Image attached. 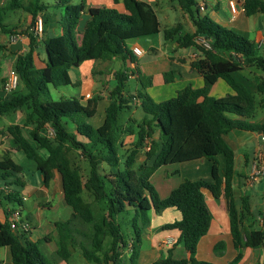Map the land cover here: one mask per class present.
<instances>
[{
	"label": "trees",
	"instance_id": "trees-1",
	"mask_svg": "<svg viewBox=\"0 0 264 264\" xmlns=\"http://www.w3.org/2000/svg\"><path fill=\"white\" fill-rule=\"evenodd\" d=\"M71 1L55 0L54 5H49L46 0H35L27 8L24 0H9L5 4L0 0V33L4 35H16V29L6 24L9 12L28 11L33 28L37 16L51 6L65 10L64 33L42 40L47 57L44 66L37 68L35 64L39 40L34 32L30 34L28 51L18 54L14 62L19 90L10 97L0 96V116L24 113L22 125H10L0 131V136L10 138L17 151L35 162L46 188L54 172L62 178L64 201L73 213L67 221L56 223V236L42 241L56 242L55 259L68 262L79 249L90 264H126L124 254L129 251L130 264H137L150 211L162 213L176 208L182 219L164 228L180 232L179 242L184 244L189 258L177 260L169 254L153 264H210L196 260L199 242L211 224L205 200L207 191L217 199L223 195L228 203L231 233L239 252L230 264L241 261L244 247L256 250L264 246L263 230L244 227L251 206L247 198L242 199V205L236 200L235 152L225 142V136L233 131H264V124L251 122L258 108L264 107V100H257L258 95H264V79L257 81L256 92L237 79V75L249 69L264 72V55L258 45L209 15H203L199 0H174L189 16L195 32L184 33V27L178 24L165 29L164 38L166 41L177 39L180 48L192 49L198 54L196 60H191V68L203 77L204 87L187 86L175 97L156 102L147 91L153 86V77L142 74L137 66L138 58L127 45L129 41L151 38L161 32V22L153 6L141 0H113L115 6L123 5V11L117 7H91L90 20L79 42L76 30L86 5L85 1L80 4ZM244 10L249 17L264 14V0H245ZM42 20L47 25L45 16ZM199 37L210 42L211 50L197 44ZM5 48L0 44V50ZM116 59L130 61L133 69L114 73L115 85L109 92L101 126L95 127L89 122L98 113L100 97L89 99L87 104L77 98L51 99V86L55 89L78 86L70 70L86 62ZM131 77L139 84L133 94L127 84ZM164 79L167 84L174 82V72L165 74ZM220 79L234 94L221 98L210 95ZM137 102L145 118L142 122L131 118L127 126H121L122 111L135 107ZM124 136L135 137L130 149H124ZM75 152L87 164V173L74 162ZM140 153L146 156L147 162L137 167ZM221 155L226 158L224 174L219 161ZM153 158L155 162L150 166L148 163ZM202 159L212 164L211 181L185 180L167 198L159 196L151 183L159 168ZM23 174L24 168L6 152L0 159V180L6 182L0 190L1 205L22 206L24 200L13 186H24L20 177ZM11 178L15 181L7 182ZM85 191L92 201L85 199ZM42 242L22 240L11 230L9 222L0 218V248L10 249L13 264H57L41 250Z\"/></svg>",
	"mask_w": 264,
	"mask_h": 264
},
{
	"label": "crops",
	"instance_id": "crops-1",
	"mask_svg": "<svg viewBox=\"0 0 264 264\" xmlns=\"http://www.w3.org/2000/svg\"><path fill=\"white\" fill-rule=\"evenodd\" d=\"M1 1L3 2V0ZM8 1L9 0H4L3 3H7ZM141 1L153 6L156 0ZM34 2L35 0H24V6L31 8V5ZM231 2H234L235 11H233L231 8ZM244 2L245 0H199V5L200 7H203V15H209L224 27L236 31L256 44L263 42V47L261 48L260 52L264 55V14H255L250 17L247 16L244 10ZM85 5L86 10L76 30V36L79 42L81 41L83 31L90 20L88 11L91 7L103 9H113L117 7L115 6L113 0H91L85 2ZM56 8H58L57 10L59 13H51V10L49 9L45 13H40V15L37 16V20L39 18L42 19V16H45L46 19L48 16L53 18L51 21L48 20L47 28L45 30L46 36H44V38L42 36L40 40L57 37L64 33L65 28L63 26V14L65 13V10L64 8H60L58 6ZM117 9L120 12L123 11V5L120 4ZM162 11L163 10H160L161 14ZM26 12L25 13L28 15L24 17V20L19 18L16 21L14 18L17 14L14 13L15 16L11 17L12 20H10L8 23L10 28L16 29V35L13 36H17L19 38L17 42H12L13 37L10 35H4L0 33V44L8 46V50H5L6 48L4 50H0V55H6L9 53L13 59H16L18 54H24L28 51L30 46V34H34V27L37 21L33 28H31L33 18L28 11ZM183 14L185 23L190 29V31H187L184 27V32L194 33L195 27L192 21L188 15H186L184 12ZM157 15L160 20L159 13H157ZM163 17L168 20L170 15L169 13H164ZM164 30L165 29H162L161 26V32L158 34L159 37L164 38ZM176 40L166 41L164 38V44L162 43V45L165 46L166 52L165 54L160 55V58L158 59L160 60V64L162 62L167 64L170 63V68L176 69L173 71L174 82L167 84L164 79V74H162L161 70L160 72H157L156 75L154 74V70L146 75L153 77V86L147 91L156 102H163L175 97L178 91L186 88L187 86H192L194 89H200L204 87L203 77L196 70L191 68L190 56L194 53V50L191 49L190 54H183V52H180L179 54L181 48L179 47ZM41 42L42 41L39 42L38 49L41 45ZM135 45L141 46L138 41L133 44V47ZM38 49V55L35 64L37 68H42L46 59H44L43 56L38 53ZM151 50L155 51L156 48L151 46ZM16 51L18 54L15 53ZM175 53L176 55L172 56ZM169 54L171 55L169 56ZM98 63V61L86 62L80 67L75 68L77 79L76 81L73 80L74 83H78V86H82L83 88L80 99L83 104H87L88 102L86 98L87 95L98 93L101 98V101L99 102L98 113L95 118L90 120L95 121L94 119L98 118V116L101 117V123L98 126L94 125L95 127H99L104 123L105 109L109 104V99H106V102H104V99L102 98H108L106 92L102 93V91L99 90V86L97 87L89 82H86L90 80L89 77H91L93 74L95 65ZM89 73L90 76H88ZM113 77L112 85L110 82L107 86H105V88L108 87L109 89V87H114L115 76ZM131 78L132 80L136 81L135 77ZM261 78L264 79L263 72L255 69H249L248 71L243 72V74L237 75V79L243 82L252 92L257 91V81H259ZM6 80V77L0 76V96L10 97L11 93L6 92L4 90V86L2 85L3 83L1 84V82H5ZM135 84V92H137L139 89V84L138 82ZM93 87L98 89L96 93L94 92V89H92ZM232 94H234V91L224 80L220 79L212 88L210 95L214 98H221ZM257 100L259 102L264 100V95H258ZM135 107H140V103L137 102ZM262 109H264V107ZM22 114L23 117L20 118L18 123L9 122V126L16 124L22 125L21 122L24 121V113ZM252 123L255 122L253 121ZM257 124H264V118H262L260 123ZM2 138L0 140V159L6 152L11 153L13 159L15 156H17V153H21L15 149V144L10 138L6 136H3ZM4 138H8V140L2 145ZM155 138L158 141L159 133L155 135ZM123 141L125 145L124 149L127 150L131 148L135 141V137L124 136ZM6 142H8L7 146ZM225 142L235 152L236 164L233 188L236 200L242 205V199L247 198L251 206L250 214L244 219V227L247 230L264 231V225L261 224L262 221L264 222V199L262 197L264 194V179H251V173L255 161L261 156L264 157V131H233L225 136ZM2 148H4V152H2ZM219 161L221 165V172L224 174L226 169V158L221 155L219 156ZM146 162V156L143 153L138 154L136 164L137 167L146 164ZM154 162L155 158L150 160L148 164L151 166L154 164ZM170 166L172 165L159 168L151 178L153 187L162 199L167 198L172 193V191L178 188L185 180H212V164L208 160L202 159L183 163L180 166L177 164L178 167H175L174 169H169ZM22 167L24 168V166ZM158 176H161L160 179H158L160 180L159 186L157 184ZM13 181H15V178H11L7 182L10 183ZM23 182L24 186L14 185L13 188L16 189V187H18L22 189L27 186L30 188L29 195H25L24 193L22 194V192L19 191L21 198H26L22 206L19 207V210H21L23 218L33 225V229L29 234H25L20 238L22 240H28L31 242H42L43 239L48 236H56V223L67 221L71 218L73 213L72 209L67 206L64 201L62 178L60 174L58 172L53 173V180L48 188H46L43 184V177L41 180H37V184L35 185L29 184L26 180H23ZM5 186L6 182L0 180V190H2ZM205 200L206 206L211 214V224L208 233L199 242L196 260L210 264H230L238 257L239 252L235 248L231 233V220L227 200L223 195L217 199L208 191L205 192ZM9 205L10 204H0V218L3 221L9 222L10 214L8 215V213H10L11 210H14V208H11ZM149 219L150 222L144 227L142 243L140 247L141 252L137 264H153L160 259L167 258L169 254H171L173 258L177 260L188 259L189 253L185 249L184 244L179 242L180 232L178 230H166L164 228L167 225H172L176 222H179L182 219L181 212L176 208H170L163 211L162 213H156L152 209L149 213ZM168 238L175 239L176 244L173 247H164L161 245L162 241ZM219 244H223V246L219 247ZM41 245L45 246V250L48 253L52 255L56 254L57 244L55 241L42 242ZM126 253L127 251H125L124 254L126 264H130V255L128 253L126 255ZM242 253L243 257L238 264H264V246L256 250L253 248L244 247ZM70 260L68 262H61V260L55 259L57 264H70ZM0 264H13L9 248H0Z\"/></svg>",
	"mask_w": 264,
	"mask_h": 264
},
{
	"label": "rangeland",
	"instance_id": "rangeland-1",
	"mask_svg": "<svg viewBox=\"0 0 264 264\" xmlns=\"http://www.w3.org/2000/svg\"><path fill=\"white\" fill-rule=\"evenodd\" d=\"M83 1L88 2L91 0H72V4H80ZM4 2V0H3ZM46 3L49 5H54L55 0H46ZM5 4V3H3ZM153 8L155 9V11L157 13H159L160 16V21H161V26L162 29H166V28H174L176 27L178 24H182L183 27L186 28L187 31H190V29L187 27L186 23H185V19H184V14L182 12V10L179 7V4L177 1L174 0H156ZM58 8L56 7H50L51 13H59V11L57 10ZM106 9V8H105ZM160 10L162 11V14L160 13ZM26 11L24 10H17V11H13V12H9L7 17H6V24L9 23L10 20H12L11 17H14V13H16L17 15L15 16V20L17 21L19 18L24 20V17L28 14L25 13ZM164 13H169L170 17L167 19H165L163 17ZM47 19L49 21L53 20V18L51 16H48ZM214 20V19H213ZM217 22V21H216ZM218 23V22H217ZM220 24V23H219ZM222 25V24H221ZM223 26V25H222ZM44 30H46L47 25L43 24ZM183 33V32H182ZM186 33V32H184ZM36 35V34H35ZM164 35V33H163ZM162 35V36H163ZM11 37H14L13 35H10ZM39 42L42 41L40 40L41 37L46 36L45 33L43 32L42 35H36ZM10 37V38H11ZM77 38V36H76ZM78 39V38H77ZM80 39V37H79ZM11 41V40H10ZM139 42V44H141L142 48L145 51V54L137 59V66L139 68V70L142 72V74L144 75H148L149 72L154 70V74L156 75L157 72H162V74H171V71L176 70L175 68H170V63H161L160 64V60H158L160 57V55L165 54V46L162 45V43L164 44V38L159 37L158 35L152 37V38H141V39H137V40H133V41H129L127 43L128 48L130 50H133V44L135 42ZM141 42V43H140ZM170 44V42H169ZM3 45V44H2ZM39 45V44H38ZM151 46H153L154 48H156L155 51L151 50ZM5 50H8V46H6ZM161 48V49H160ZM190 50L191 49H186V48H181L179 51L183 54H190ZM153 52V53H152ZM17 53V51L15 52ZM38 53L40 55L43 56L44 59H46V52H45V47L44 44L41 42V45L38 49ZM6 54V53H5ZM18 54V53H17ZM171 54H169L170 56ZM175 54H173L172 56H175ZM16 56V54H15ZM10 58V59H8ZM15 58L13 59L11 57V54L7 53L6 55L1 54L0 55V76L6 77L7 80L8 78L14 73V62H15ZM191 60V59H190ZM99 63L95 65V69L93 71V74L91 75L90 80L86 81L89 82L95 86H99V90L102 91V93L106 92V95H108V98L106 97H102L104 99V102H106V99H109V92L112 90V87H106L110 82L112 85V79L114 78V73L118 70H125V69H129L132 70L133 67L130 64V61L126 60V61H122L121 59H116L114 62H101L98 61ZM125 63V65H123ZM167 65V67H166ZM124 68V69H123ZM78 71V70H77ZM69 74L72 78V80L76 81L77 77H76V70L72 69L69 71ZM88 74V73H87ZM173 74V73H172ZM264 75V72H263ZM90 76V73L89 75ZM6 80V81H7ZM5 82H1V84L3 86H5ZM115 81V80H114ZM136 81L132 80V78L128 81V90L133 94L136 93L135 92V88H136ZM177 86V85H175ZM19 88V87H18ZM92 89H94V92L96 93V91L98 90L97 88L93 87ZM19 89H16L15 91H18ZM11 92L12 94L15 92ZM83 91L82 86H65V87H61L58 89H55L53 86L50 87V92H51V99L53 101H59L62 99H71V98H77V99H81V93ZM95 97H100L99 94H92L90 95V97H87V100L95 98ZM103 112V110H102ZM145 113L143 112V110L141 109V107H133L131 109H124L120 115V121L119 124L123 127L127 126L128 124V120L133 118L135 120H138L139 122H142L143 119L145 118ZM23 117V114L21 112H17L14 114H10L7 116H0V131H5L7 129V127L9 126V122H17L20 120V118ZM235 116H233L234 118ZM101 117L98 116V118L94 119L95 121H89L90 124L98 126L102 119H100ZM264 118V109L262 108H258V112L257 115L254 119H252V122L254 121L255 123H260L261 119ZM23 123V122H21ZM2 136H0V140H1ZM3 139V138H2ZM8 138H4V142L7 141ZM3 141V140H2ZM8 145V142H6V146ZM1 146V145H0ZM4 148H2V152ZM1 152V153H2ZM141 154V153H140ZM19 164H21L22 166H24V174L20 175V177L22 178V180H26L29 184H37V180H41L42 176L41 174L37 171V166L35 164V162L28 160L23 153H17V156H15L14 158ZM73 159L74 162L78 164L79 167H81L82 170H84L86 173L88 172V166L87 164L83 161V159L80 157V154H78V152H75L73 154ZM181 165V164H180ZM178 164V166H180ZM177 164L176 165H172L170 166L169 169H174L175 167H178ZM161 176H158L157 178V184L159 186V181L158 179H160ZM55 183V182H54ZM54 185V184H53ZM16 189L20 192H22V194L24 193L25 195H29L30 194V188L24 187V188H18L16 187ZM29 190V191H28ZM84 197L87 201H92L91 198L89 197V193L88 191H85L84 193ZM11 208L14 209H20L19 205L17 203H13L9 205ZM33 226V225H32ZM41 250L48 256V258L52 261H55V255H52L50 253H48L45 250V246L41 245ZM127 253L129 254V252L127 251ZM126 253V255H127ZM130 255V254H129ZM125 259V257H124ZM62 262V261H61ZM70 264H89L87 260L84 259V257L82 256L80 250L78 249L76 252H74L72 259L69 262Z\"/></svg>",
	"mask_w": 264,
	"mask_h": 264
},
{
	"label": "built area",
	"instance_id": "built-area-1",
	"mask_svg": "<svg viewBox=\"0 0 264 264\" xmlns=\"http://www.w3.org/2000/svg\"><path fill=\"white\" fill-rule=\"evenodd\" d=\"M231 8L233 9V11H235L234 2H231ZM201 10H203L202 6H201ZM34 32L38 36L43 34L44 27H43V20L41 18L37 20V23L34 27ZM18 40L19 38L17 36H14L12 39V42H17ZM196 42L202 48L206 50H211L210 42L204 39L203 37H199L196 40ZM257 45H258V48L261 50V48L263 47V42H260ZM132 51L137 58L142 57L145 53L142 46H139V45H135ZM197 58H198V54L195 52L190 56L191 60H196ZM18 87H19V78L15 73H13L6 81L4 90L8 93H11L15 91L16 89H18ZM87 97H90V95H87ZM50 135H53L52 131L50 132ZM251 179L252 180L264 179V157L263 156L259 157L255 161L253 165V170L251 173ZM23 200L25 201L26 198H24ZM9 218H10L9 224H10L11 230L18 237H23L25 234L26 235L29 234L31 230L33 229V226L31 225V223H29L27 220L23 218L22 212L19 209L11 210ZM261 224L264 225V222L262 221ZM175 244H176V241L173 238H168L162 241L161 243V245L164 247H173ZM130 251H131V246H130Z\"/></svg>",
	"mask_w": 264,
	"mask_h": 264
}]
</instances>
